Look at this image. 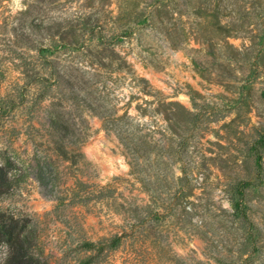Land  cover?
<instances>
[{"label": "rangeland", "instance_id": "1", "mask_svg": "<svg viewBox=\"0 0 264 264\" xmlns=\"http://www.w3.org/2000/svg\"><path fill=\"white\" fill-rule=\"evenodd\" d=\"M182 1L0 0V212L48 264H264V0Z\"/></svg>", "mask_w": 264, "mask_h": 264}, {"label": "trees", "instance_id": "2", "mask_svg": "<svg viewBox=\"0 0 264 264\" xmlns=\"http://www.w3.org/2000/svg\"><path fill=\"white\" fill-rule=\"evenodd\" d=\"M10 188L7 172L0 163V196ZM0 249L5 250L0 264H48L46 259L35 254V231L25 221L6 217L0 212Z\"/></svg>", "mask_w": 264, "mask_h": 264}, {"label": "crops", "instance_id": "3", "mask_svg": "<svg viewBox=\"0 0 264 264\" xmlns=\"http://www.w3.org/2000/svg\"><path fill=\"white\" fill-rule=\"evenodd\" d=\"M185 1H187V0H185ZM179 2H180V10H181L182 12H186L187 10H188V11L191 10L190 6H189V7L185 6V4L183 3L182 0H179Z\"/></svg>", "mask_w": 264, "mask_h": 264}, {"label": "bare ground", "instance_id": "4", "mask_svg": "<svg viewBox=\"0 0 264 264\" xmlns=\"http://www.w3.org/2000/svg\"><path fill=\"white\" fill-rule=\"evenodd\" d=\"M97 154L98 152L94 151V152H90L89 155L92 159H97ZM105 154H107V152L105 151Z\"/></svg>", "mask_w": 264, "mask_h": 264}]
</instances>
